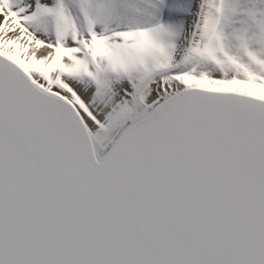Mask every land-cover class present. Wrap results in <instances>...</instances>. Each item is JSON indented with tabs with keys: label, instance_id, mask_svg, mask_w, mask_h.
<instances>
[{
	"label": "snow or ice",
	"instance_id": "obj_1",
	"mask_svg": "<svg viewBox=\"0 0 264 264\" xmlns=\"http://www.w3.org/2000/svg\"><path fill=\"white\" fill-rule=\"evenodd\" d=\"M0 264H264V0H0Z\"/></svg>",
	"mask_w": 264,
	"mask_h": 264
}]
</instances>
